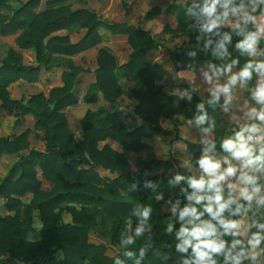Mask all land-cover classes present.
I'll list each match as a JSON object with an SVG mask.
<instances>
[{"label": "trees", "instance_id": "trees-1", "mask_svg": "<svg viewBox=\"0 0 264 264\" xmlns=\"http://www.w3.org/2000/svg\"><path fill=\"white\" fill-rule=\"evenodd\" d=\"M8 1L0 0V4ZM68 1L48 0L49 8L37 11L41 0H28L9 14L0 13V36H16L17 46L34 50L37 60V65L26 64L20 51L9 50L0 63V108L17 118L32 115L35 127L46 136L45 151L30 149L27 132L0 138V155L17 153L21 158L0 181V197L12 213H0V264H258L250 254L253 248L258 249L264 264L261 205L252 198L233 200V191L211 186L182 166L176 179L171 174L174 160L158 158L146 142L167 132L159 123L161 117L174 119L181 115L209 126L218 137L214 142L185 140L192 165L205 168L201 163L205 158L211 160L227 149L219 140L222 128L228 124L223 118L226 103L220 96L211 95L212 91L205 100L196 94L182 97L165 92L156 85L165 78V69L147 57L162 46L161 42L139 26L108 21L87 8L72 9ZM244 5L254 15L264 14V0L172 3L169 9L176 14L177 27L172 30L166 25L165 29L188 36L170 52L176 70L204 62L224 76L235 68L249 90H254L264 70V37H258L250 14H241L238 26L222 24L229 11H241ZM161 10L155 5L145 18L151 20ZM76 27L86 31L74 42L71 33ZM101 28L127 35L132 52L126 63L118 65L108 49L99 50L96 79L89 85L84 101L95 103L102 93L109 102L117 103L124 92L118 76L124 73L135 82L131 93L137 103L131 112L114 106L107 112L89 110L82 118V135L76 136L66 109L78 101L74 93L77 67L63 72V86L52 88L49 97L42 92L27 101L12 97L10 85L20 80L37 82L42 66L48 68L51 64H47L48 57H72L98 45ZM249 39H257L256 57L252 48L243 44ZM245 72L248 75H243ZM126 118L137 123L129 126ZM108 139L137 155L136 171L124 152L108 143L99 147ZM26 150L28 153L23 154ZM247 163L257 170L254 180L264 183V141ZM99 168L117 177L107 181ZM40 176L47 181L46 188ZM29 193L31 198L24 200ZM219 200L226 202L219 205ZM168 205L171 209L166 213L164 206ZM65 211L72 215L70 222L63 220ZM37 212L42 227L40 238L32 241L29 236ZM244 215L250 220L246 239L232 227L225 228V224H233ZM130 223L128 237L122 231ZM198 230L203 233L199 238L193 235ZM92 233L102 234L121 251L108 256L105 244L90 241ZM206 242H211L215 250L205 247ZM198 247L206 253L203 259Z\"/></svg>", "mask_w": 264, "mask_h": 264}, {"label": "rangeland", "instance_id": "rangeland-1", "mask_svg": "<svg viewBox=\"0 0 264 264\" xmlns=\"http://www.w3.org/2000/svg\"><path fill=\"white\" fill-rule=\"evenodd\" d=\"M26 1L28 0H9L4 4H0V13L9 14L11 10L18 8ZM47 1L41 0V5L36 10L42 11L49 8ZM172 3H177V1L69 0L67 2L72 9L87 8L96 11L99 16L108 21L134 24L148 30L156 40L162 43L159 49L150 51L147 57L149 61L158 63L165 69V78L161 81H156V85L160 86L165 92L182 97H189L192 94H196L205 100L209 92L212 91L211 95H217L222 98L226 103L223 118L228 124L225 128H222V134L219 140L223 145H226L227 149L215 154L211 158V161L218 165L216 169L206 170L205 168H198L192 165V155L187 150L185 140L192 142H214L218 138L216 132L211 127L201 126L192 119L184 118L181 115H178L174 119L161 117L159 123L167 132L148 138L146 142L153 148L158 158L174 160V167L171 169V174L176 179L178 178V168L180 166L185 167L188 171L208 182L211 186H222L233 191V200L240 198L254 199L262 207V209H259V212L264 213V183H258L254 180L257 170L250 167L247 163L260 143L264 141V119L261 118L264 116V98L258 95L260 90L264 89V74L259 79L257 77L256 87L250 91L248 85L235 68H232L227 75L222 76L216 73L208 64L196 62L194 65L185 69L186 71L189 70L188 72L178 73L185 70H176L170 58V52L176 47H179L184 41H187L188 36L177 31L172 32L165 29L166 25L172 30L177 27L176 14L169 9ZM155 5L161 7V12L153 19L147 20L145 18L146 13ZM241 14L254 15L251 9L247 5H244L241 11L232 12L231 17L228 16L227 20L223 21L222 24L226 27L238 26ZM255 23L258 30L259 20L256 19ZM85 31L77 27L74 28L71 33L72 41H78L85 34ZM100 33L102 35L101 42L83 53L72 57L60 55L48 57L47 64L49 62L51 64L48 68L42 66L37 82L29 83L20 80L10 85L9 90L12 97L27 101L32 95L40 92L44 93L46 97H49V92L52 88L63 86V72L69 68L77 67L79 69L76 74L78 85L74 93L78 101L75 105H71L66 109L70 128L76 136L82 135V118L89 110L107 112L114 106L118 107L119 110H124L125 113L131 112L137 103V100L131 93L135 82L124 73H120L118 76L119 82L124 85V92L117 103L112 104L102 93H99L98 101L95 103H87L84 101V96L89 85L96 79L95 69L98 67L97 55L99 50L101 48L108 49L115 56L118 65L126 63L132 52L127 35L112 34L104 28L100 29ZM257 34L259 35L258 37H264L263 32H258ZM15 37L14 35L7 37L0 36V63L9 50L16 47ZM243 44L246 47L252 48V54L256 57L258 52L256 48L258 44L257 39H249L244 41ZM21 53L26 64L37 65L34 50H23ZM197 63H203L209 69L203 71V73L201 71L197 75L194 68ZM190 70H194L195 72L193 73ZM0 118V138L17 136L27 132L30 149L46 150L45 133L43 130L35 127V120L32 115L17 118L15 115L9 114L0 108ZM125 120L129 126H134L137 123V120L132 118H126ZM176 126H178L177 130L175 129ZM106 143L112 148L124 152L133 164L134 171H136L135 161L137 155L135 153L124 150L119 143L112 139L101 141L99 147L102 148ZM241 145L244 146V150L248 153L247 155L238 156L236 154L242 150ZM29 150L23 151V154H27ZM20 159V155L17 153H4L0 155V181L11 170L15 169ZM83 167H87V165ZM229 169H234V172L230 174L228 172ZM98 171L107 181H112L117 177L116 173L110 172L109 170L99 168ZM14 175L17 176L18 172L14 173ZM220 177H223V179H220ZM40 178L42 179L41 176ZM43 186L44 188L47 187L46 180H43ZM30 198L31 193L27 194L23 199L28 201ZM4 201L0 197V213L2 215L12 214L6 209ZM225 202L226 200H219V205ZM170 209L171 206H164L166 213ZM63 220L65 222L72 220V215L69 211L63 213ZM233 224L235 227H232V229L243 239H246L250 229L249 215L242 216L233 222ZM41 227L42 222L37 212L35 214L34 230L29 236L30 240L35 241L40 238ZM131 228V223L128 224V227H124V231H122L124 235L130 237ZM89 239L95 243L105 244L107 246L106 253L110 257H114L121 251V247L118 244L110 242L100 233L90 234ZM250 254L257 258L258 264H263L262 256L257 248H253ZM85 264L90 263L85 262Z\"/></svg>", "mask_w": 264, "mask_h": 264}, {"label": "clouds", "instance_id": "clouds-1", "mask_svg": "<svg viewBox=\"0 0 264 264\" xmlns=\"http://www.w3.org/2000/svg\"><path fill=\"white\" fill-rule=\"evenodd\" d=\"M243 75L246 76V75H248V73L245 72V73H243ZM258 95L260 97L264 98V89H261L260 92L258 93ZM261 118L264 119V116H262ZM241 149H242L241 151L236 153L238 156H244V155L248 154L247 151L244 150V146L243 145H241ZM201 163L205 167L206 170H214V169H216L218 167V165L216 163L212 162L211 160H209L207 158H205ZM228 172L231 174L232 172H234V169H229ZM220 179H223V177H220ZM213 183H215V181H213ZM223 207L224 206L221 205L220 211L223 210ZM209 211H211V209H209ZM218 214H219V212H217V215ZM231 227H235V225L234 224H225V228H231ZM201 234H203V233L201 231H199V230L197 232L193 233V235H195L197 238H199V236ZM186 243H187V241H186ZM204 246L208 247V248H213V250H215L214 245L211 242H206L204 244ZM197 250H198V253H199L201 259H203L205 257V255H206V253H204L202 251H199V247H198Z\"/></svg>", "mask_w": 264, "mask_h": 264}, {"label": "crops", "instance_id": "crops-1", "mask_svg": "<svg viewBox=\"0 0 264 264\" xmlns=\"http://www.w3.org/2000/svg\"><path fill=\"white\" fill-rule=\"evenodd\" d=\"M177 1V3H182V2H187V1H202V0H176ZM97 10V9H96ZM98 11H100V10H98ZM97 11V12H98ZM232 12H235V11H229L228 12V14H227V18H228V16L229 17H231V13ZM227 18H226V20H227ZM253 19L256 21V19L257 20H259V26H258V30H257V33L258 32H263V35H264V14H258V15H253ZM225 20V21H226ZM177 24V23H176ZM259 36V35H258ZM261 36V35H260ZM14 49H16L17 51H23V49H21V48H19L18 46H17V44H16V47H14ZM172 64V63H171ZM195 71H196V73H197V75L202 71V73H203V71H205V70H208L209 69V67H207V66H205V64H203V63H197L196 65H195ZM189 70H185V71H181V72H178V73H183V72H188ZM190 71H192L193 73L195 72L194 70H190ZM262 74H264V70L259 74V76H258V79L262 76Z\"/></svg>", "mask_w": 264, "mask_h": 264}]
</instances>
